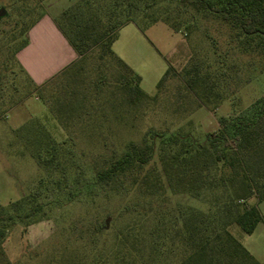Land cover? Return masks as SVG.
I'll list each match as a JSON object with an SVG mask.
<instances>
[{"label": "trees", "instance_id": "1", "mask_svg": "<svg viewBox=\"0 0 264 264\" xmlns=\"http://www.w3.org/2000/svg\"><path fill=\"white\" fill-rule=\"evenodd\" d=\"M42 1L5 0L0 5L5 9L0 19L19 25L23 36L15 56L27 44L28 30L44 14L37 12ZM199 18L226 28L224 55L234 44L240 52L264 59V0H77L55 18L76 59L43 85H34V91L53 117L64 126L78 125L102 152L86 167L81 165L64 148L67 140L53 138L37 118L20 127L24 146L55 189L73 185L77 190L98 188L136 198L131 205L136 213L116 233L115 264H261L230 227L250 234L263 220L250 198L264 199V93L238 114L221 117L218 128L200 142L188 133L155 127L147 128L139 141L95 132L112 122H131L152 105L176 113L193 105L216 108L221 103L229 93L224 58L211 62L206 51L193 53L179 69L167 65L155 93L148 95L139 85L140 76L111 48L128 23L141 32L158 21L173 31H189ZM210 46L213 54L220 52L216 38ZM53 80L55 88L47 100L40 88ZM169 194H187L205 203L206 209L168 211ZM17 204H11L12 210ZM38 207L39 203L23 215L0 212V221L27 218ZM3 229L0 225V257Z\"/></svg>", "mask_w": 264, "mask_h": 264}, {"label": "rangeland", "instance_id": "2", "mask_svg": "<svg viewBox=\"0 0 264 264\" xmlns=\"http://www.w3.org/2000/svg\"><path fill=\"white\" fill-rule=\"evenodd\" d=\"M75 1L43 0L37 12L44 13L48 7V14L52 15ZM4 3L5 0H0V5ZM19 30V25L12 20L0 19V212L23 215L37 203L40 207L27 218L0 221L4 228V255L0 257V264H115L112 257L117 251L116 233L136 213L131 206L136 198L98 188L77 190L73 185L65 190L55 189L45 182L42 169L24 146V130L20 129L32 118H37L41 127L56 140L66 139L64 148L70 149L75 160L85 167L102 150L86 139L78 125L64 126L37 97L34 84L15 56V48L23 37ZM225 31L218 22L202 18L189 31L183 27L173 31L161 21L148 25L143 32L133 23L120 28L111 48L140 76L139 85L148 95L155 93L156 83L167 65L179 69L193 53L201 55L206 51L210 52L211 62L224 58L229 93L216 108L193 105L187 111L174 113L165 106L152 105L144 112L139 111L141 116L131 118V122L123 125L112 122L110 127L102 126L95 132L120 141H139L147 128L155 127L188 133L200 142L208 132L218 128L221 117L241 112L264 93V59L244 54L234 44L224 55ZM212 37L219 41L218 51L222 54L211 52ZM55 82L40 88L47 100L51 98ZM10 104L14 105L9 108ZM12 108L16 109L12 111ZM15 112L19 114L17 120L13 116ZM16 123L18 129L11 130L9 125ZM13 202L18 204L12 210ZM250 202L256 203L262 222L250 234L236 225L230 231L264 264V199L257 202L252 197ZM186 206L206 209L205 203L187 194H169L168 211ZM26 220L31 222L25 224Z\"/></svg>", "mask_w": 264, "mask_h": 264}, {"label": "crops", "instance_id": "3", "mask_svg": "<svg viewBox=\"0 0 264 264\" xmlns=\"http://www.w3.org/2000/svg\"><path fill=\"white\" fill-rule=\"evenodd\" d=\"M47 10L48 7L28 30V42L17 53L27 75L38 87L76 59V53L55 23L56 16L62 10L52 15L48 14ZM13 116L17 120L19 114L15 112ZM17 125L18 123L14 126L9 125V128L14 130Z\"/></svg>", "mask_w": 264, "mask_h": 264}, {"label": "water", "instance_id": "4", "mask_svg": "<svg viewBox=\"0 0 264 264\" xmlns=\"http://www.w3.org/2000/svg\"><path fill=\"white\" fill-rule=\"evenodd\" d=\"M5 9L3 7H0V16L4 15Z\"/></svg>", "mask_w": 264, "mask_h": 264}]
</instances>
